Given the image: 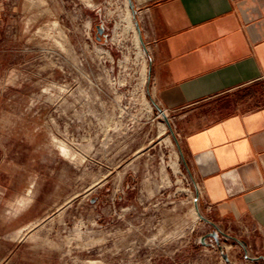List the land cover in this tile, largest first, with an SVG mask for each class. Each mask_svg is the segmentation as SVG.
<instances>
[{
    "label": "rangeland",
    "instance_id": "rangeland-1",
    "mask_svg": "<svg viewBox=\"0 0 264 264\" xmlns=\"http://www.w3.org/2000/svg\"><path fill=\"white\" fill-rule=\"evenodd\" d=\"M0 1V264H228L199 241L182 122L166 112L174 137L153 104L129 1Z\"/></svg>",
    "mask_w": 264,
    "mask_h": 264
},
{
    "label": "crops",
    "instance_id": "crops-1",
    "mask_svg": "<svg viewBox=\"0 0 264 264\" xmlns=\"http://www.w3.org/2000/svg\"><path fill=\"white\" fill-rule=\"evenodd\" d=\"M133 3L152 93L182 122L206 215L264 256V0Z\"/></svg>",
    "mask_w": 264,
    "mask_h": 264
},
{
    "label": "water",
    "instance_id": "water-1",
    "mask_svg": "<svg viewBox=\"0 0 264 264\" xmlns=\"http://www.w3.org/2000/svg\"><path fill=\"white\" fill-rule=\"evenodd\" d=\"M128 1H129V5L132 8V12H133L134 20H135V25H136V28H137V31H138V34H139L140 42H141V44H142V46L144 48L145 53L146 54H149V50H148V48L145 45V42L143 40V35H142V30H141L140 22H139V20L135 16L136 9H135L133 0H128ZM96 29H97V31L99 33L97 39L98 40H101V36L100 35L103 34V32L105 30L104 25L97 24L96 25ZM148 71H149V73H148V79L150 80V77H151L150 67H149V70ZM152 101H153V104L155 105V107L157 108V110L163 116L164 120L167 122L168 126L170 127L171 133L175 137V135L173 133V130H172V127H171V124H170V122H169V120L167 118V115H166L165 110L161 106H159L153 99H152ZM175 141L177 143V147H178L179 154L181 156V160L183 161V163L185 164L186 168L189 171L188 163H187V161L184 158L181 145H180V143H179V141L177 140L176 137H175ZM198 201H199V193L197 192L194 202H195V207L197 209L198 215L201 217V219L205 223H207L209 225L210 228H212L211 231H209V232L203 234L202 236H200L199 241H200V243L202 245L217 247L219 249L222 257L225 259V261L228 264H231L232 261L229 258V254L227 253V250L225 249V246H223V243H228V242H234L235 244L240 245L243 248L244 252H245V257L248 258L249 260H251L253 262H259V261L262 260L264 262V256H250V255H248L249 250H248V243H247L246 240L240 239L238 237H235V236H232V235L226 233L225 231H223L221 229V227L219 225H217L215 222H213L212 220H210L207 215H203L200 212L199 205H198ZM209 239H211V240H209Z\"/></svg>",
    "mask_w": 264,
    "mask_h": 264
},
{
    "label": "bare ground",
    "instance_id": "bare-ground-1",
    "mask_svg": "<svg viewBox=\"0 0 264 264\" xmlns=\"http://www.w3.org/2000/svg\"><path fill=\"white\" fill-rule=\"evenodd\" d=\"M125 16H126V15H125ZM131 17H132V16H131V14L129 13L128 16H127V20H129V21L132 23V18H131ZM136 39H137V42L139 43L140 39H139V36H138V35L136 36ZM59 145H60V144H59ZM61 147H62V148H61ZM61 147H60V148H61L65 153L68 152V149H67L64 145H61ZM63 151H62V152H63ZM65 153H64V154H65ZM67 154H68V153H67Z\"/></svg>",
    "mask_w": 264,
    "mask_h": 264
},
{
    "label": "flooded vegetation",
    "instance_id": "flooded-vegetation-1",
    "mask_svg": "<svg viewBox=\"0 0 264 264\" xmlns=\"http://www.w3.org/2000/svg\"><path fill=\"white\" fill-rule=\"evenodd\" d=\"M98 35H99V33H98V31H97V33H96V37H98ZM100 36H101V39L104 38V36H105V31H104L103 34H101ZM211 230H212V228H209L205 233H207V232H209V231H211ZM205 233H204V234H205ZM209 240H211V239H209Z\"/></svg>",
    "mask_w": 264,
    "mask_h": 264
},
{
    "label": "built area",
    "instance_id": "built-area-1",
    "mask_svg": "<svg viewBox=\"0 0 264 264\" xmlns=\"http://www.w3.org/2000/svg\"><path fill=\"white\" fill-rule=\"evenodd\" d=\"M148 44H150V42H148ZM150 49H151V45L149 46L148 50L150 51ZM198 188H199V186H198ZM199 192H200V189H199Z\"/></svg>",
    "mask_w": 264,
    "mask_h": 264
}]
</instances>
